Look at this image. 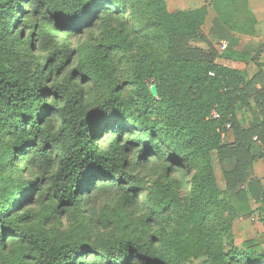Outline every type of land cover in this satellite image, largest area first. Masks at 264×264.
Wrapping results in <instances>:
<instances>
[{"label": "trees", "instance_id": "1", "mask_svg": "<svg viewBox=\"0 0 264 264\" xmlns=\"http://www.w3.org/2000/svg\"><path fill=\"white\" fill-rule=\"evenodd\" d=\"M247 2L212 3L210 37L226 49L245 31L235 16ZM206 15L205 6L170 12L165 0H0V264H264V253L230 244L233 219L264 206L253 176L264 160V78L216 63ZM95 32L92 50L74 51L73 37ZM129 32L151 48L120 83L105 54L131 46ZM150 169L157 180L146 186ZM145 191L151 233L89 247L55 228L62 217L105 226L104 200L134 211ZM169 211L180 221L157 233Z\"/></svg>", "mask_w": 264, "mask_h": 264}, {"label": "rangeland", "instance_id": "2", "mask_svg": "<svg viewBox=\"0 0 264 264\" xmlns=\"http://www.w3.org/2000/svg\"><path fill=\"white\" fill-rule=\"evenodd\" d=\"M167 8L170 12L175 10H191L190 7L196 6V4H190L181 0H165ZM201 8V7H200ZM26 9V8H25ZM236 13L235 22L238 23V27L241 26L244 30L254 32V21L248 12V6L246 8L240 7ZM205 29V26H203ZM213 29V28H212ZM211 29V30H212ZM208 40L213 44L212 48L217 53L216 63L222 66H226L232 69H237L242 73L246 80H250L260 70L261 75L264 78V53L260 50H256L254 46V35L252 33H243L235 31L237 35L235 42L225 51L221 50V44L214 41V37H210ZM137 31V30H136ZM245 32V31H244ZM136 40H135V39ZM255 38H258V36ZM100 40L99 33H86L79 37L72 38V47L74 51H83L88 53L93 45H97ZM132 44L129 46V44ZM148 39L138 34L129 32L127 34V46L122 47L118 52H107V63L114 69L113 78L116 77L120 83H124L132 71L135 69V63L140 60L145 54L150 51V44ZM195 48L206 50L208 48L206 43H195L192 45ZM263 48V47H262ZM261 48V49H262ZM76 55V52H75ZM152 81L146 83L148 88H151ZM85 86V85H83ZM131 87H128V97L131 99L132 95L130 91ZM156 90V89H155ZM157 94V93H156ZM99 90L90 86L89 90H86V98L96 99L99 97ZM237 118L240 124L244 127H248L251 122L250 113L248 110L237 112ZM225 143L233 142V136L230 131L224 136ZM23 162L20 163L22 166ZM253 176L261 180L264 189V160L257 161L253 166ZM142 183L146 186L153 185L157 180V175L153 170L144 172L141 176ZM216 182L220 185L221 189L225 190L224 182L222 180L221 173L216 170ZM149 192V191H148ZM145 191L140 198L138 209L131 210L129 207L123 206L119 197H114L111 200L103 201L101 204L104 207L103 216L108 220V224L105 226L99 225L97 228L88 227L86 222L83 226H79L75 221L70 218L62 217L59 223L55 225L57 231L65 234L78 235L82 241L88 244L89 247L95 246L96 241L100 239H115L122 236H140L143 230L151 233L153 229H147L143 227V221L146 215L149 213V193ZM187 192L181 191L177 194L178 201L181 205L180 210L184 208L185 197ZM253 213L251 215L235 218L232 222L231 229V242L232 247L241 251L242 253H264V206L261 207L257 204L251 203ZM33 210L38 211V207ZM161 219L165 220V223L157 228V233H165L166 235L171 233L178 222L181 219V213H175L169 211L168 214L162 216ZM83 230V233H81ZM155 231V229L153 230ZM226 247V243H224ZM228 245V243H227ZM186 264H198V262L186 263Z\"/></svg>", "mask_w": 264, "mask_h": 264}, {"label": "crops", "instance_id": "3", "mask_svg": "<svg viewBox=\"0 0 264 264\" xmlns=\"http://www.w3.org/2000/svg\"><path fill=\"white\" fill-rule=\"evenodd\" d=\"M184 2H188L190 4H196V6H192L190 7L191 10L196 9V8H200L205 6L207 8V15H206V19H205V23L203 26H205L206 28V33H205V29L202 27V31L204 33L205 36H208L207 34L209 33V31L213 28V22L214 20L217 19V14L214 10V7L212 6V3L214 0H181ZM246 6H248V12L250 13L251 18L254 21V27L253 30L254 32H249L248 30L243 33H247L248 34L252 33V35H254V46L256 47L255 49L257 50H261L262 47H264V0H248ZM175 11H179V10H175ZM172 11V12H175ZM184 11V10H182ZM236 32L232 33V35L236 37L235 34ZM255 36L258 38H255ZM222 43L225 42H221L220 44L222 45ZM226 48V47H225Z\"/></svg>", "mask_w": 264, "mask_h": 264}, {"label": "water", "instance_id": "4", "mask_svg": "<svg viewBox=\"0 0 264 264\" xmlns=\"http://www.w3.org/2000/svg\"><path fill=\"white\" fill-rule=\"evenodd\" d=\"M150 91H151L152 96L156 97V90H155V87L154 86H152L150 88Z\"/></svg>", "mask_w": 264, "mask_h": 264}, {"label": "built area", "instance_id": "5", "mask_svg": "<svg viewBox=\"0 0 264 264\" xmlns=\"http://www.w3.org/2000/svg\"><path fill=\"white\" fill-rule=\"evenodd\" d=\"M226 43H222V45H221V50L223 51V50H225L226 48Z\"/></svg>", "mask_w": 264, "mask_h": 264}]
</instances>
